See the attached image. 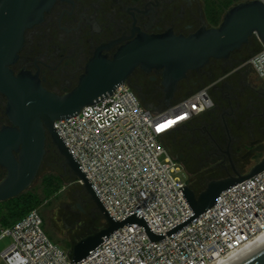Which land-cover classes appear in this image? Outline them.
Returning <instances> with one entry per match:
<instances>
[{
  "label": "built area",
  "instance_id": "1",
  "mask_svg": "<svg viewBox=\"0 0 264 264\" xmlns=\"http://www.w3.org/2000/svg\"><path fill=\"white\" fill-rule=\"evenodd\" d=\"M248 64L264 81V45ZM212 106L210 85L153 110L120 83L109 96L55 120L54 127L112 218L137 212L153 232L163 233L192 214L178 190L188 184L177 175L185 168L163 138ZM167 120L176 122L157 131ZM262 232L264 169L223 190L214 205L167 237L151 242L142 225H124L76 263L50 240L39 211L31 209L0 228V240H11L0 257L5 264H215Z\"/></svg>",
  "mask_w": 264,
  "mask_h": 264
},
{
  "label": "water",
  "instance_id": "2",
  "mask_svg": "<svg viewBox=\"0 0 264 264\" xmlns=\"http://www.w3.org/2000/svg\"><path fill=\"white\" fill-rule=\"evenodd\" d=\"M55 1L0 0V92L7 97L6 114L12 123V126L0 129V166L6 170L5 177L0 181V202L18 196L32 185L43 162L47 140H50L105 222V226L72 244L71 262L84 259L113 231L124 225H142L151 242L167 237L214 205L223 190L264 169L263 157L246 173L233 169V175L210 180L198 194L189 184L179 187L192 214L163 233L153 232L137 212L119 220L112 218L54 127V121L75 115L85 105L109 96L116 84L122 82L136 65L146 71L162 69L163 103L169 107L177 92V83L189 71L204 68L212 59L229 58L251 37L264 45V2H238L225 11L217 26H201L188 35L175 34L172 30L159 34L140 32L116 54L115 61L110 63L112 67L107 71L108 79L102 82L103 87H92L95 84L87 76L73 91L59 95L44 89L29 73L23 71L14 75L10 68L23 45L25 30L41 22L44 12ZM256 142H251V145ZM262 147L263 144L253 146L242 158L262 150ZM229 160L231 162V158ZM229 264H264V244Z\"/></svg>",
  "mask_w": 264,
  "mask_h": 264
},
{
  "label": "flooded vegetation",
  "instance_id": "3",
  "mask_svg": "<svg viewBox=\"0 0 264 264\" xmlns=\"http://www.w3.org/2000/svg\"><path fill=\"white\" fill-rule=\"evenodd\" d=\"M201 26H210L204 18L201 0H56L44 12L41 22L25 30L23 45L10 68L14 75L23 71L29 73L44 89L54 94L63 95L73 91L87 76L95 84L92 87L100 88L104 86L102 82L108 79L107 71L112 67L110 63L115 61L116 54L138 33L159 34L172 30L175 34L188 35ZM243 51H235L238 54L234 58L231 57L233 52L227 59H212L204 68L189 71L177 83V92H184L205 80L210 81L213 106L199 116L201 120L197 124H191L192 130L198 131L191 146L199 144V155L206 156L207 169L222 173L213 179L233 175V169L240 171L250 160H254L255 164L264 157L263 142L254 139L249 142L247 150L263 144L262 150L242 158L245 153L239 154V151L243 144L231 136L225 117L234 112L232 101L237 88L233 77L231 82L224 81V78L230 72L239 73L236 63L242 60ZM219 71L225 72L220 78L217 77ZM161 74L162 69L146 71L136 65L120 83L127 84L136 93L148 92L154 98L163 99ZM257 92L261 103L264 92L262 89ZM6 106L7 97L0 92V129L2 126H12ZM214 120L222 122L226 135L224 143L212 133L217 129L213 126ZM253 141H257L255 145H251ZM46 147L56 150L50 140H47ZM173 153L185 168L184 163L188 161L186 154ZM5 173V168L0 166V181Z\"/></svg>",
  "mask_w": 264,
  "mask_h": 264
},
{
  "label": "rangeland",
  "instance_id": "4",
  "mask_svg": "<svg viewBox=\"0 0 264 264\" xmlns=\"http://www.w3.org/2000/svg\"><path fill=\"white\" fill-rule=\"evenodd\" d=\"M202 2V0H201ZM203 7V2H202ZM204 12V8H203ZM205 18V17H204ZM254 39V38H253ZM255 40V39H254ZM256 42L257 44H254ZM250 43L246 49H244V54L242 60L236 63L239 67V73H231L230 75L224 78V81L231 82V77H233L234 86L237 88L234 91V95L236 96L232 101L233 109L239 111H250V109H254L259 106L258 112H256L259 117V121L255 122L256 135L255 139H260L264 144V129L263 131H258L260 125L264 124V101L260 103L262 100L261 97H258V89H262L264 92V81L256 76L252 67L248 64L249 58L256 53V51L260 48V42L255 40ZM242 51V49H240ZM238 52H234L231 57H236ZM225 72L219 71L218 76L220 78ZM210 83L209 80H205L203 83H199L194 85L191 89L184 92H176L174 99L171 101V104L180 100L184 95L193 89L208 86ZM257 89V90H254ZM139 94L143 103L147 105H151V109L153 110H162L167 108L163 99L160 97L154 98L151 93L146 92H137ZM214 95V93H212ZM215 98V95H214ZM216 99V98H215ZM226 119L227 116L225 115ZM201 120V117H196V119L192 120L191 123H187L186 126L181 129L180 127L171 131L167 136L163 138V141L167 146L171 149V151L175 152H185V146H189L191 141L194 139V136H198L197 130H192L191 124H197L198 121ZM262 123V124H260ZM179 129V130H178ZM177 130V131H176ZM245 132L243 134L242 147L239 151V154H243L247 150V146L251 140L249 130L247 126H245ZM176 131V132H175ZM251 131V130H250ZM235 145V144H234ZM174 154V153H173ZM254 160H250L248 164L241 167L239 170L241 173H246L254 164ZM55 172L62 179V184L57 190V193L49 198L44 200L38 206H34L44 218L43 229L48 237L51 238L53 242L67 249V244L72 243L74 239H76V235L79 233V229L81 225L71 221L70 223L65 220L64 213H71L78 215L79 213H85L87 208L85 199L83 195H85L81 184L77 181L74 174L70 171L68 167L63 166V160H60V163H44L41 176L35 179L32 183L36 187L35 191L40 192V183L42 176L48 172ZM188 172V171H187ZM185 169H182L177 175L183 180L188 182V174ZM80 192H84L83 195ZM88 196V195H87ZM79 216V215H78ZM79 224V225H78ZM47 231V232H46ZM10 238L5 237L0 240V252L10 243ZM0 264H5L0 257Z\"/></svg>",
  "mask_w": 264,
  "mask_h": 264
},
{
  "label": "trees",
  "instance_id": "5",
  "mask_svg": "<svg viewBox=\"0 0 264 264\" xmlns=\"http://www.w3.org/2000/svg\"><path fill=\"white\" fill-rule=\"evenodd\" d=\"M241 1H245V0H202L203 8H204V17H205L207 24L210 26H217L220 23L225 11L228 8H230L232 5L238 2H241ZM254 41L255 40L251 37L249 39V42L243 45L241 49L242 50L246 49V47ZM254 44H257V43L254 42ZM261 47H262V44L260 43V48ZM260 48L257 51H259ZM217 69L218 70L220 69L219 66H217ZM197 89L199 88L193 89L192 91L188 92L181 99L185 98L186 96L196 91ZM258 109H259V106L256 107L255 111H253L254 109L252 108L248 112L243 111V110L237 111L234 109V112L230 116L227 117L226 122L229 128L230 134L233 138L235 139L238 138V140L242 142L243 134L245 132L244 130L245 126L250 128L251 130V131L249 130L250 138L253 139L255 137L256 132H257L256 129H254L255 122L259 121V117L258 115H256L257 114L256 112H258ZM200 115L196 117H199ZM196 117L193 118L192 120L196 119ZM187 123H185L184 125H186ZM214 125L217 127V129L215 132L212 131L213 135L218 136V139L224 143L226 140V135L224 132L222 122L220 120L219 121L214 120L213 126ZM258 127H259L258 131H263L264 124ZM164 144L171 151V149L169 148V146L166 145L165 142ZM192 145L193 146H191V143H190L189 146L188 145L185 146L184 153L186 154L188 161H185L184 164H185L186 171H188L187 172L189 176L188 184L195 191V193L198 194L206 187L207 183L211 179L217 176H221L222 173L213 172L207 169L208 162L206 161V156L203 154L199 155L201 151L200 147H198L199 144H192ZM171 153L173 154L172 151ZM60 160H61L60 154L56 150L46 147V154L43 158V162L41 164L38 175L39 176L42 175L41 170H42L44 163L50 162L51 164H55V163H60ZM61 184H62V179L58 174H56L53 171L48 172L42 176L41 183H40V192H36L35 191L36 187L34 185L33 186L31 185L29 188H27L25 191H23L18 196L7 199L5 201H1L0 202V228L12 225L15 221L20 219L28 211H30L31 209H35L34 206H38L44 200L53 197L57 193V190L59 189ZM80 193L83 195L82 192ZM84 194L85 195H83V197L85 199V202L88 208L85 213L81 212L78 214L79 216L75 214H71V213H64V218L69 223L71 221L73 222L76 221V223H79L80 225L81 223L83 224L81 225V228L79 229V233L76 235V239H74L72 243L67 244V249H68L67 252L69 253V255H70L71 246L77 239L87 234H90L93 231L105 226V222L101 214L95 208V205L93 204V202L89 200L87 194L86 193ZM40 215L42 216L41 213ZM42 219H43V224H44L43 216H42Z\"/></svg>",
  "mask_w": 264,
  "mask_h": 264
},
{
  "label": "bare ground",
  "instance_id": "6",
  "mask_svg": "<svg viewBox=\"0 0 264 264\" xmlns=\"http://www.w3.org/2000/svg\"><path fill=\"white\" fill-rule=\"evenodd\" d=\"M171 125L169 126V128ZM264 244V232L258 234V236L253 239L250 243H248L245 247H243L241 250L229 255L225 259H221L217 261L215 264H229L233 262L234 260L240 258L241 256L249 253L250 251L256 249L257 247Z\"/></svg>",
  "mask_w": 264,
  "mask_h": 264
},
{
  "label": "snow or ice",
  "instance_id": "7",
  "mask_svg": "<svg viewBox=\"0 0 264 264\" xmlns=\"http://www.w3.org/2000/svg\"><path fill=\"white\" fill-rule=\"evenodd\" d=\"M184 117H177V119H183ZM176 121L175 120H167L164 123H159L156 125V130L157 131H162L164 129H166L168 126L174 124Z\"/></svg>",
  "mask_w": 264,
  "mask_h": 264
}]
</instances>
